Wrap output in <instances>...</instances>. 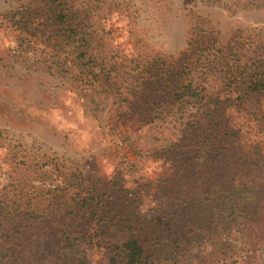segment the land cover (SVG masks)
Returning a JSON list of instances; mask_svg holds the SVG:
<instances>
[{
  "label": "trees",
  "instance_id": "obj_1",
  "mask_svg": "<svg viewBox=\"0 0 264 264\" xmlns=\"http://www.w3.org/2000/svg\"><path fill=\"white\" fill-rule=\"evenodd\" d=\"M112 3L22 0L1 13L26 69L104 92L114 120L132 116L140 130H121L136 157L105 179L97 165L65 169L50 156L0 166V264L87 263L89 250L103 264L253 263L264 240V38L234 29L222 43L188 18L176 57L126 53L102 24ZM143 158L165 172L144 178Z\"/></svg>",
  "mask_w": 264,
  "mask_h": 264
},
{
  "label": "rangeland",
  "instance_id": "obj_2",
  "mask_svg": "<svg viewBox=\"0 0 264 264\" xmlns=\"http://www.w3.org/2000/svg\"><path fill=\"white\" fill-rule=\"evenodd\" d=\"M20 1L0 0V166L7 172L15 167L19 171L22 161L34 163L35 157L50 156L65 169L74 167L84 172L97 165L99 177L105 179L117 161L136 157L121 139V130L128 135L140 130L136 120L129 115L114 120L110 96L104 92L82 95L71 86L72 79L60 72L47 75L44 71L41 80V73L25 68L24 54L14 56L9 50L17 27L1 16ZM188 18L208 25L222 43L234 29L264 38V0H113L102 24L114 48L137 53L147 45L172 59L186 45ZM93 160L96 164L91 163ZM151 160L143 158L136 171L144 178L153 179L165 172L164 166ZM77 162L76 167L73 164ZM145 208V204L140 205L139 213ZM89 253L87 263L80 264L104 263L97 251ZM158 254L154 250V255ZM254 259L251 264H264V240L258 243ZM241 263L238 258L214 264ZM49 264H56L54 257Z\"/></svg>",
  "mask_w": 264,
  "mask_h": 264
}]
</instances>
